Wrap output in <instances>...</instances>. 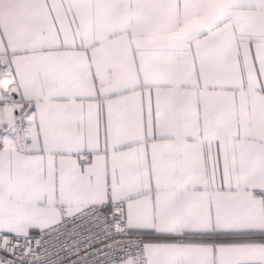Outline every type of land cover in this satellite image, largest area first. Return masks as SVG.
<instances>
[{"label":"snow or ice","instance_id":"1","mask_svg":"<svg viewBox=\"0 0 264 264\" xmlns=\"http://www.w3.org/2000/svg\"><path fill=\"white\" fill-rule=\"evenodd\" d=\"M0 264H264V0H0Z\"/></svg>","mask_w":264,"mask_h":264}]
</instances>
